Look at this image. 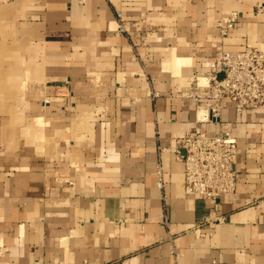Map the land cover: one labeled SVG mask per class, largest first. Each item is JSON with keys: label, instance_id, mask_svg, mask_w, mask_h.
<instances>
[{"label": "crops", "instance_id": "0c3cea01", "mask_svg": "<svg viewBox=\"0 0 264 264\" xmlns=\"http://www.w3.org/2000/svg\"><path fill=\"white\" fill-rule=\"evenodd\" d=\"M248 47L264 0H0V264H264V110L185 97ZM194 130L238 143L217 210L185 195Z\"/></svg>", "mask_w": 264, "mask_h": 264}, {"label": "built area", "instance_id": "2783aa9c", "mask_svg": "<svg viewBox=\"0 0 264 264\" xmlns=\"http://www.w3.org/2000/svg\"><path fill=\"white\" fill-rule=\"evenodd\" d=\"M117 13L118 32L125 31ZM237 16L225 15L218 23L220 37L227 38L236 28ZM185 95L198 104L206 122L220 120L222 103L229 101L237 113L264 110V52L248 47L241 52H220L204 73L191 78ZM238 143L229 133L205 135L194 130L177 140L175 152L184 165L185 195L214 203L235 194Z\"/></svg>", "mask_w": 264, "mask_h": 264}, {"label": "rangeland", "instance_id": "374dc122", "mask_svg": "<svg viewBox=\"0 0 264 264\" xmlns=\"http://www.w3.org/2000/svg\"><path fill=\"white\" fill-rule=\"evenodd\" d=\"M118 13V12H117ZM117 13H116V18H117ZM4 68L2 67V66H0V77L2 76V74L4 73V70H3ZM2 71V72H1ZM28 88H31L30 87V84H27L26 86H25V89H28ZM0 89H1V87H0Z\"/></svg>", "mask_w": 264, "mask_h": 264}, {"label": "bare ground", "instance_id": "6f19581e", "mask_svg": "<svg viewBox=\"0 0 264 264\" xmlns=\"http://www.w3.org/2000/svg\"><path fill=\"white\" fill-rule=\"evenodd\" d=\"M203 113H204V112H203ZM203 113L200 114V118H202V119H203V116H204Z\"/></svg>", "mask_w": 264, "mask_h": 264}]
</instances>
